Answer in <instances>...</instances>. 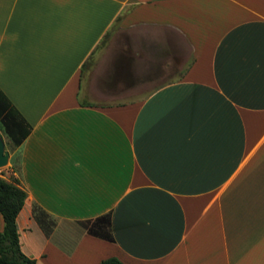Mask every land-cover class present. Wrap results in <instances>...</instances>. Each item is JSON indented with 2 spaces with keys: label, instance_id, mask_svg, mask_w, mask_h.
Listing matches in <instances>:
<instances>
[{
  "label": "crops",
  "instance_id": "1",
  "mask_svg": "<svg viewBox=\"0 0 264 264\" xmlns=\"http://www.w3.org/2000/svg\"><path fill=\"white\" fill-rule=\"evenodd\" d=\"M0 90L35 264H264V0H0Z\"/></svg>",
  "mask_w": 264,
  "mask_h": 264
},
{
  "label": "trees",
  "instance_id": "2",
  "mask_svg": "<svg viewBox=\"0 0 264 264\" xmlns=\"http://www.w3.org/2000/svg\"><path fill=\"white\" fill-rule=\"evenodd\" d=\"M0 128L11 146L20 145L28 136L31 127L0 90ZM15 178L6 179L0 175V214L3 227L0 231V264H35V260L23 253L20 247L17 230V215L25 198V191ZM108 226L107 217L103 216L94 221L89 232L106 237ZM100 264H123L116 257L101 260Z\"/></svg>",
  "mask_w": 264,
  "mask_h": 264
},
{
  "label": "rangeland",
  "instance_id": "3",
  "mask_svg": "<svg viewBox=\"0 0 264 264\" xmlns=\"http://www.w3.org/2000/svg\"><path fill=\"white\" fill-rule=\"evenodd\" d=\"M135 34H136V31L134 29H124V30H121L119 28H116L114 29L106 38H111L113 37L115 39V42H113V44L111 46H105V42H103L101 45H99L98 47V51L99 50H102V49H105V47L107 49L103 50V52H110V48H111V52H116L118 51L121 47L119 46V41H121L122 39L124 38H127V37H132L134 38L135 37ZM115 43V44H114ZM164 80H167V79H161L160 82L164 81ZM86 81L87 79L86 78H83L82 82H83V86L86 84ZM128 97H131V96H134V94H128L127 95ZM0 134L3 138V140L5 141L7 138L5 136V133L4 131L0 128ZM4 168V167H3Z\"/></svg>",
  "mask_w": 264,
  "mask_h": 264
},
{
  "label": "water",
  "instance_id": "4",
  "mask_svg": "<svg viewBox=\"0 0 264 264\" xmlns=\"http://www.w3.org/2000/svg\"><path fill=\"white\" fill-rule=\"evenodd\" d=\"M9 152L5 148V142L0 134V169L8 163Z\"/></svg>",
  "mask_w": 264,
  "mask_h": 264
}]
</instances>
